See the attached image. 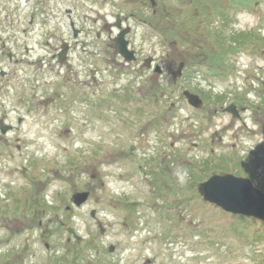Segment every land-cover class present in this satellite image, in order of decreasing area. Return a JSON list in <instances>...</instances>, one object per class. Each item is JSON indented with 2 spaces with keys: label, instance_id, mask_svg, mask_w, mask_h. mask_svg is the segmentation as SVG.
Segmentation results:
<instances>
[{
  "label": "rangeland",
  "instance_id": "rangeland-1",
  "mask_svg": "<svg viewBox=\"0 0 264 264\" xmlns=\"http://www.w3.org/2000/svg\"><path fill=\"white\" fill-rule=\"evenodd\" d=\"M182 1L166 0L164 5L171 14H176L179 6L187 12L188 18L183 15L187 19H182L179 28L183 37L189 36L183 61L195 59L192 57L201 51L192 42L195 34L196 38L203 37L199 29L203 19L227 11L230 18L225 32L245 40L241 48L233 49L237 52L233 59L229 56L236 78L171 79L170 72L176 68L172 30L156 35L155 31L139 28L131 35L133 45L145 58L169 52L161 74H155L148 84L132 78L134 73L128 70L117 74L120 67L114 65L113 73H100L99 87L95 89L93 84L86 90L78 81L83 79L78 48L71 50L68 65L54 62L56 67L51 69L44 58L49 53L48 45L39 43L51 37L43 34L32 36L28 43V56L37 60L34 65L15 67L6 58L0 61V69L6 72L0 76V118L16 125L17 116L22 117L17 131L7 138L17 136L26 141L30 156L29 160L22 159L13 148L12 156L7 151L0 155V188L11 179L16 186L28 188L31 174H35L47 201H39L34 195L37 189L30 202L38 204L34 208L25 204L22 195L18 201L11 195L16 197V207L4 208L0 201V264H264V222L226 213L204 202L196 189L200 177L204 179L217 170L237 177L245 174L264 190V165L258 163L264 158V0H248L244 5L238 0H215L213 5L206 0H194L191 5L188 0ZM4 3L0 1V31L5 24L6 10H1ZM191 14L195 17L190 18ZM213 25H217L215 19ZM44 28L48 29L46 25ZM1 37L19 38L23 43L21 36ZM258 37L261 44L253 43ZM15 43L10 42L12 51L16 50ZM20 50L23 52L22 47ZM140 68L145 77L148 73L152 76L145 64ZM58 83L64 84L62 94L57 91ZM127 87L131 89L126 91ZM181 88L197 89L206 99L208 94L225 97L219 102L211 99L213 104L207 105L201 121L182 99ZM113 90L127 97L121 110L114 100L107 108L105 104L94 105L97 93L102 99ZM245 90L241 118L219 109L235 92ZM92 91L95 94L91 96ZM23 94L26 100L21 98ZM143 94L150 96L145 105L133 99ZM74 95L79 98L73 100ZM82 96L90 101L84 102ZM151 97L158 99L157 103ZM60 98L64 101H58ZM59 105L62 112L56 115ZM173 157L176 163H167ZM202 164L208 166L204 171ZM157 172L161 173L158 178ZM75 190H89L91 194L86 204L72 208L70 215L65 206ZM126 198L135 201L132 213L123 204ZM91 209L96 211L95 218L89 215ZM55 213L76 229L82 237L79 244L72 238L67 240L65 232L45 234L51 224L47 221L53 220L49 230L57 226ZM39 220L44 223L37 224ZM98 222L104 228L102 233ZM134 224L142 226L136 235L132 233ZM158 234L159 240L152 238ZM110 244L115 246L112 252L107 249ZM78 248L83 251L80 257Z\"/></svg>",
  "mask_w": 264,
  "mask_h": 264
},
{
  "label": "flooded vegetation",
  "instance_id": "flooded-vegetation-1",
  "mask_svg": "<svg viewBox=\"0 0 264 264\" xmlns=\"http://www.w3.org/2000/svg\"><path fill=\"white\" fill-rule=\"evenodd\" d=\"M22 1L23 6L20 7V5H18V0H2V2L6 4V6H2L3 8H1L2 11L6 10V12H3L5 27L2 33L8 36L34 37L43 34L51 37L50 43L48 38L45 40V43L50 44L48 47L51 50V59L60 66L68 65L71 49L79 47V62L83 78L80 83L82 85L87 84L89 87H92L93 83L95 87L99 85L96 81L99 72L98 67L102 63L107 64L106 68L113 69V66L116 65L119 66L121 70H131V72L137 74L138 78L142 77L143 70L140 66L144 64L145 57L140 49L136 48L131 41V35H134L139 28L155 31L156 35L166 33L167 30H172L174 34V49L172 50V55L175 54L176 66H178L180 62H183L185 67H191L197 64L200 66L211 65L214 61V55H217L216 59L218 62L227 58V44H225L223 38L221 41L225 47H214V18L211 17L209 19L204 18L203 23L200 24L199 29H201L203 37L196 38L195 34V38H193L192 43L195 48L201 49L200 53L192 57L195 59L184 62L183 52L189 45L187 43L189 36L188 38L185 36L183 37L179 28L182 19L188 18L186 15L187 12H183L184 8L182 9V7L179 6V8L176 9V14H171L169 8L164 5V1L166 0ZM176 1L181 4L183 3L182 0ZM193 1L194 0H188L190 5ZM213 2L214 0H206L208 5H213ZM184 14L187 18L183 16ZM194 17L195 14H191L190 18ZM209 24L210 26H208ZM44 25H46L48 29L44 28ZM121 33L125 34V38L128 40V48L134 52L136 57L132 62H125L118 54L117 46L115 47L114 39ZM56 35L59 36L58 39L55 38ZM62 36H71L72 38L76 36L78 39H74V42H78V40L79 42L77 46H75V43L66 42ZM219 38H221V36H219ZM10 41L16 42V49L20 48V44L17 43L18 39L16 41ZM6 42H8V40H1L0 38V54L3 55L6 53L9 62L13 64L25 63L26 60H24L22 56L18 57L17 54L14 55L11 53ZM65 42L67 44H65L64 47L67 52L64 51L60 53L62 45ZM22 48L24 53H28V47L25 43L22 44ZM168 58L169 52L159 55L158 58H153L151 64L146 66L148 71L157 63L163 66L165 64V59ZM194 60L198 61L194 62ZM73 74L77 76L75 71ZM15 128L16 127L7 134L1 135L0 133V155L7 151V153L12 156V148L19 154L23 152L22 141L17 137L13 140L7 138L8 134L13 132ZM259 128L261 127H258V129ZM0 190V196H2L0 197V201L4 203L3 207L5 208L7 205L16 207V202L20 200L22 195L20 193V186H16L15 182L11 179L9 182H3ZM13 194L17 196V201L15 199L16 197H14V199L11 197ZM18 194L20 197H18ZM30 196H32V193L25 194L23 197L26 201L25 204L29 207H33V205L28 203ZM49 222L51 223V221ZM46 233L52 234L51 230H45V234ZM67 240H69V238H67Z\"/></svg>",
  "mask_w": 264,
  "mask_h": 264
},
{
  "label": "water",
  "instance_id": "water-1",
  "mask_svg": "<svg viewBox=\"0 0 264 264\" xmlns=\"http://www.w3.org/2000/svg\"><path fill=\"white\" fill-rule=\"evenodd\" d=\"M116 44L120 54L130 60L131 56L126 49V41L123 39V34L118 36ZM179 71L180 67L174 72L173 76L178 75ZM184 94L191 105L201 107L202 102L197 96L189 92ZM227 111L237 115L233 105L229 106ZM7 128L1 127L2 131ZM198 191L204 200L215 203L225 211L254 216L264 221V193L254 188L248 179L234 177L229 174L223 176L214 175L207 181L200 183ZM87 195L88 193L86 192L73 195L74 203L80 205L86 200Z\"/></svg>",
  "mask_w": 264,
  "mask_h": 264
},
{
  "label": "trees",
  "instance_id": "trees-1",
  "mask_svg": "<svg viewBox=\"0 0 264 264\" xmlns=\"http://www.w3.org/2000/svg\"><path fill=\"white\" fill-rule=\"evenodd\" d=\"M233 1H235V0H233ZM239 1H240V0H238V2H239ZM245 1H248V0H243V3H242L243 5H244V2H245ZM246 4H247V3H246ZM257 41H258V40H257L256 38H254L253 43H257ZM263 43H264V41L262 42V45H263ZM260 44H261V43H260ZM184 167H186V166H184ZM207 167H208V166H205V164H202V168H203L202 171H204ZM212 168L215 169V168H216V165L213 166V167H212V166L209 167V168L207 169V171L210 170V169H212ZM213 169H212V170H213ZM190 173H193V172L190 171ZM200 179H201V177H200ZM198 180H199V179H198Z\"/></svg>",
  "mask_w": 264,
  "mask_h": 264
}]
</instances>
